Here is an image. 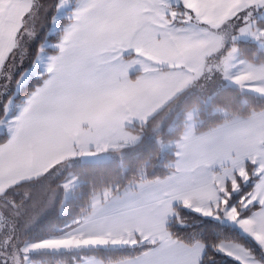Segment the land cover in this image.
<instances>
[{
	"label": "snow or ice",
	"instance_id": "1",
	"mask_svg": "<svg viewBox=\"0 0 264 264\" xmlns=\"http://www.w3.org/2000/svg\"><path fill=\"white\" fill-rule=\"evenodd\" d=\"M0 264H264V0H0Z\"/></svg>",
	"mask_w": 264,
	"mask_h": 264
},
{
	"label": "trees",
	"instance_id": "2",
	"mask_svg": "<svg viewBox=\"0 0 264 264\" xmlns=\"http://www.w3.org/2000/svg\"><path fill=\"white\" fill-rule=\"evenodd\" d=\"M210 90L211 89H207V91ZM207 91L199 88L198 85H195L194 87L188 88L186 91H184L183 94H181L176 100L167 104V106L159 112L155 120L152 121V127L159 129L156 133L157 139L161 140L163 143H169L174 139H177L185 128L184 118L186 111L193 107H202L201 100L203 96L207 94ZM237 95L238 94L235 92V89L229 86L227 93H221V95L218 97L219 103L221 105L227 104L235 107V98ZM197 119H203V116L201 115ZM221 123V120H216L210 122L205 128L197 127L195 131L197 133L206 132L210 128L217 127ZM170 130H173L171 135H169ZM152 135L151 129L146 131L144 141L136 147L129 149V151L134 153L146 145L150 146V150L153 153H159L161 151L167 153L173 150L170 146L171 144L168 145L169 147L164 145V148H161L159 145L153 143Z\"/></svg>",
	"mask_w": 264,
	"mask_h": 264
},
{
	"label": "crops",
	"instance_id": "3",
	"mask_svg": "<svg viewBox=\"0 0 264 264\" xmlns=\"http://www.w3.org/2000/svg\"><path fill=\"white\" fill-rule=\"evenodd\" d=\"M176 89H178V86H176V83L174 82L162 83L153 93H150L148 96H146L142 103L144 105H151V106L159 105L164 101H166ZM167 92H169V95L164 96ZM203 133L205 132H201V133L196 132V134L198 135Z\"/></svg>",
	"mask_w": 264,
	"mask_h": 264
},
{
	"label": "rangeland",
	"instance_id": "4",
	"mask_svg": "<svg viewBox=\"0 0 264 264\" xmlns=\"http://www.w3.org/2000/svg\"><path fill=\"white\" fill-rule=\"evenodd\" d=\"M203 84H204V82L201 81L200 84H197V85L199 86V88H201V85H203ZM176 86H178V88H179L180 85H179L178 83H176ZM205 88H206V89H211V90H212L213 85H210V84H209V85H205ZM202 89L205 90L204 88H202ZM176 90H177V89H176ZM211 90H210V91H211ZM174 91H175V90H174ZM167 95H169V92H167L164 96H167ZM162 97H163V96H162ZM196 108H198V107H193V108H191L190 110L186 111L185 116H186L187 113L192 112V111H193L194 109H196ZM184 120H185V118H184ZM198 120H199V119L196 118V119L194 120V122L198 123ZM186 130H187V128H186V126H185L184 131L181 133L180 136H182ZM194 131H195V130H194ZM195 132H196V131H195ZM180 136H179V137H180ZM175 140H176V139H174V140L171 141V142H174ZM171 142H169V143H168V142H167V143H163V142H162V143H163V148H164V145L167 146V147H169L168 145H170Z\"/></svg>",
	"mask_w": 264,
	"mask_h": 264
}]
</instances>
